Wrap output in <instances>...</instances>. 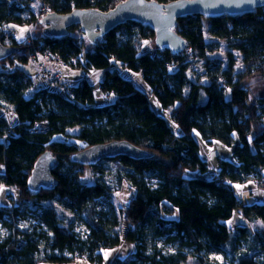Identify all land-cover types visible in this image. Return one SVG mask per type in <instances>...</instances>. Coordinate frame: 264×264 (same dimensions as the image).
<instances>
[{
  "label": "trees",
  "instance_id": "trees-1",
  "mask_svg": "<svg viewBox=\"0 0 264 264\" xmlns=\"http://www.w3.org/2000/svg\"><path fill=\"white\" fill-rule=\"evenodd\" d=\"M123 1L41 0L50 12L59 14L91 8L108 11ZM155 1L167 4L174 0ZM37 16L26 4L0 1V28L34 25L41 29L34 47L20 45L16 55L0 62L4 67L0 70V100L10 105L18 118V124L12 125L0 115V187L18 191V204L11 210L0 207V218L7 213L17 217L20 206L28 204L34 211L41 210L39 220L46 231L27 234L9 225L11 234L0 243V264H70L77 259L104 264L103 252L120 247L118 219L110 227L103 225L94 205L96 199L110 196L107 180L102 176L85 183L86 169L92 167L72 160L76 154L112 143L129 149L107 160L117 168L119 184L128 181L133 191L131 199L119 208V218L135 234L136 246L126 258L109 264H187L190 259L193 264H218L204 256L208 251L223 255L230 264H264V203L245 204L231 187L260 182L263 177L264 8L239 17L178 20L176 32L186 39L191 51L186 55L159 50L154 33L135 23L117 28L97 45L87 41L79 26L71 27L65 39L45 38ZM205 22L210 24V34L228 49L227 68L213 61L207 85L187 75L189 66L198 58L207 59L210 52ZM146 41L154 43V51L142 50ZM9 46L16 47V40ZM46 48L73 69L86 74L105 71L99 88L113 101L96 106L95 87L87 78L69 93L41 88L28 97L33 87L29 73L14 63L29 66L34 49ZM236 53L242 58L241 71L236 69ZM122 69L142 74L151 95L170 112L180 133L152 109L147 96L122 80ZM257 85L263 94H257ZM42 121L49 123L47 132H29ZM75 128H79L78 134L71 135L69 131ZM57 136L80 140L84 146L55 141ZM201 141L207 146L221 142L234 148V160H221L212 179L193 177L194 173L203 176L209 172L208 163L200 156ZM47 153L54 158L52 174L58 186L33 193L28 180L35 164ZM122 170L125 174L121 175ZM150 178L157 183L150 184ZM59 206L81 216L90 231L86 240L61 225ZM236 211L241 212L246 226L232 230L226 223ZM147 235L153 240L167 237L179 244V251L165 255L154 247L149 253Z\"/></svg>",
  "mask_w": 264,
  "mask_h": 264
},
{
  "label": "rangeland",
  "instance_id": "rangeland-1",
  "mask_svg": "<svg viewBox=\"0 0 264 264\" xmlns=\"http://www.w3.org/2000/svg\"><path fill=\"white\" fill-rule=\"evenodd\" d=\"M4 1V0H0ZM9 3H12L13 1H16L18 3L26 4L28 5L33 11L36 10V3L33 2V0H8ZM29 25H23V26H17V25H10L8 26V30L10 32H14V37L19 40V42L24 41L26 38L30 37V32L33 34V36H37L40 34L41 29L40 27L34 28L33 31H30ZM23 30V31H22ZM210 24L209 22H205V34L208 39V42L210 44V52L208 54L207 59H196L195 62H193L189 66V70L187 71V75L189 79H191L194 82L207 85L209 83V77L213 73V65L212 62L216 61L219 63L223 68H227L228 59H227V47L219 42L218 39L214 38L210 34ZM9 46V43H6ZM6 45V46H7ZM155 50L154 43L151 41H146L143 46L142 50ZM187 53L183 54L186 55ZM179 55H182L180 53ZM235 57L237 59L236 61V69L237 71H241L243 64H242V58L239 54H235ZM39 60L33 59L32 64H38ZM15 67L23 68L25 69L29 75H34L33 70L30 66H26L21 64L20 62L16 61ZM4 67L0 65V70H4ZM7 69H11V64L8 63ZM195 69L197 71H195ZM80 70H73L70 68L67 73H70L72 75H77L76 80H68V84L71 86H76L80 83L81 80H83L84 77H87L88 74L80 71ZM67 79V78H66ZM103 79L102 76H94L93 78H90V82L95 87V95H96V106H104L109 101H113V97L104 96L99 88V84ZM71 81V82H70ZM42 84H36L32 90L29 91L28 97L34 95L38 90L42 88ZM257 94H263L261 91V86H256ZM109 97L110 99L106 98ZM150 104L152 109L160 116H162L172 127L173 131L176 133H180L179 128L172 122L171 115L169 111L163 110L160 103L157 101V99L152 96L150 97ZM0 115H5L7 119L12 124L13 121V109L10 105H8L6 102H3L0 100ZM79 132V128H75L69 131L71 135H76ZM55 141H65L68 140V143L76 145L78 147H83L84 144L80 140L73 139V138H64L62 136H57L54 139ZM3 173V167H0V175ZM117 168L113 164L111 160H103L97 167L92 166V168H87L86 173L83 176V181L87 184L93 183L95 179H100L103 176V179L107 180V184L110 187V196L109 197H101L94 201L95 208L97 212L99 213V219H101L102 224L107 227H110L111 223L115 220V218L118 219L119 225L117 226V230L121 233V245L119 248H116L114 250L110 251H104L103 252V259L105 261H113L116 258H126L129 254H131L134 251V248L136 246V237L135 234L132 232H129L126 228V226L121 223V220L119 218V208L126 205V203L131 199L133 196V191L130 188V185L128 181H124L122 185L119 184L117 177ZM125 174L124 170L121 171V175ZM190 176V174H189ZM150 184L154 185L157 183V180L155 178L149 179ZM262 186V185H261ZM5 188L7 190H5ZM263 190V186H262ZM264 191V190H263ZM6 192V194L4 193ZM18 191H16L12 187L7 186H1L0 187V207L1 208H7L9 210L13 209L15 204H18ZM45 205H48L45 204ZM20 212L17 217H13L10 214H5L3 218H0V243L7 239L10 234L11 230L9 225L16 226L17 229H20L24 231L27 234L32 233H40L42 231H46V228L44 225L41 224L39 220V216L41 215V210L36 209V211L32 210V206L28 204H23L20 206ZM59 219L62 226L69 228L71 231H73L81 240H86L90 234L89 229L86 227L85 223L83 222L81 216L76 211H70L68 209H65L62 206H59ZM146 242L148 245V252L152 253V250L154 247L161 250L163 254L165 255H171L175 254L179 251V244L176 242H170L167 237H163L157 240H153L151 236H146ZM244 248H242L243 250ZM185 253H191L190 250H185ZM204 256L218 264H230L229 261L226 260V258L223 255L213 253V252H205ZM68 257H71L68 255ZM187 264H193L192 259L188 261Z\"/></svg>",
  "mask_w": 264,
  "mask_h": 264
},
{
  "label": "water",
  "instance_id": "water-1",
  "mask_svg": "<svg viewBox=\"0 0 264 264\" xmlns=\"http://www.w3.org/2000/svg\"><path fill=\"white\" fill-rule=\"evenodd\" d=\"M264 8V0H174L160 3L150 0H125L113 9H75L68 14L49 12L39 21L45 38L62 40L68 37L69 29L79 26L81 33L91 45L106 37L117 28L135 23L150 29L155 35V46L177 55L188 48L186 39L176 32L177 22L192 16L214 20L223 16L239 17L254 14ZM18 47L5 46L0 41V62L16 55ZM128 148H120L118 143L102 145L76 154L72 160L83 167H92L99 162L122 156ZM54 158L43 155L35 164L28 180V188L37 193L52 191L58 186L53 176ZM2 253L0 251V262Z\"/></svg>",
  "mask_w": 264,
  "mask_h": 264
},
{
  "label": "crops",
  "instance_id": "crops-1",
  "mask_svg": "<svg viewBox=\"0 0 264 264\" xmlns=\"http://www.w3.org/2000/svg\"><path fill=\"white\" fill-rule=\"evenodd\" d=\"M16 41H19V40L16 39ZM29 66L31 67V69L34 72L35 65L30 64ZM73 70L74 71L80 70V71L84 72L82 69H73ZM67 71L64 72V78L65 79L67 78L66 79L67 82H68V80L73 81V80L78 79L77 75H72L70 73H67ZM84 73H86V72H84ZM99 75L100 76L103 75V79H104L105 71H93L92 73L88 74L87 77H84L83 79L87 78L90 81V78H93L94 76H99ZM29 76H31V75H29ZM120 76H121L122 80L130 83L137 91H139L143 95L147 96L149 99H150V97H152L150 88L144 82L141 73L133 72L131 70L122 69V70H120ZM103 79H102V81H103ZM99 86H100V84H99ZM106 98L110 99L109 97H106ZM12 115H13L12 125L18 124V118L16 117L15 114H12ZM233 154H234V148L227 147L224 144H222L221 142H215L212 146H207L204 142L201 141L200 156L205 162L208 163L209 172L203 176L198 174V173H194L193 177L194 178L201 177L204 179H212L220 170L219 162L221 160L233 161L234 160ZM231 187L235 191L238 199L241 200L242 202H244L245 204L252 205V204L264 203V191L262 190V186H261L260 182H258V181H249V182L244 183V184H233ZM5 190H7V189L5 188ZM4 193L6 194V192H4ZM226 224L229 226V228L234 230L238 226H242V227L246 226V220L243 218L240 211H236L234 214V217L229 222H227ZM110 262H112V261H105L104 260V264H109ZM44 264H48V263H44ZM70 264H92V263H90L87 259H77V260H75V262L70 263Z\"/></svg>",
  "mask_w": 264,
  "mask_h": 264
},
{
  "label": "built area",
  "instance_id": "built-area-1",
  "mask_svg": "<svg viewBox=\"0 0 264 264\" xmlns=\"http://www.w3.org/2000/svg\"><path fill=\"white\" fill-rule=\"evenodd\" d=\"M36 3V13H37V21H40L42 17H44L47 13L50 12V9L41 2V0H33ZM30 31H33L34 25H30ZM0 37L3 39V44L6 46V43H10L11 40L16 38L14 37V33L10 32L8 28L1 27L0 28ZM35 37L30 32V37L26 38L24 41H16V47L20 45L25 46H35ZM8 46V45H7ZM185 53H191L189 48H186L185 51L182 52V55ZM32 62L33 59L39 60V63L35 64L34 75L29 76V81L32 83L33 87L36 84H42V88L54 89L69 93L71 92V86L67 83L64 78V72L71 68V64L63 60V58L58 54L51 51L50 48H46L44 50L34 49L32 52ZM32 62L30 64H32ZM73 63H76L77 60H73ZM195 71H197L195 69ZM28 80V79H27ZM33 87L30 89L32 90ZM49 130V123L46 121L36 123L32 128L29 129L30 133H45ZM262 180L260 184L263 186L264 190V169L261 170ZM251 254V253H250Z\"/></svg>",
  "mask_w": 264,
  "mask_h": 264
},
{
  "label": "snow or ice",
  "instance_id": "snow-or-ice-1",
  "mask_svg": "<svg viewBox=\"0 0 264 264\" xmlns=\"http://www.w3.org/2000/svg\"><path fill=\"white\" fill-rule=\"evenodd\" d=\"M23 31V30H22Z\"/></svg>",
  "mask_w": 264,
  "mask_h": 264
}]
</instances>
